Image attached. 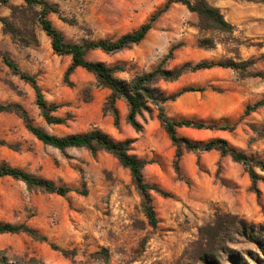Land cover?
<instances>
[{
  "label": "rangeland",
  "instance_id": "rangeland-1",
  "mask_svg": "<svg viewBox=\"0 0 264 264\" xmlns=\"http://www.w3.org/2000/svg\"><path fill=\"white\" fill-rule=\"evenodd\" d=\"M61 16L50 15L66 41L119 38L138 29L168 0H48ZM234 26L231 32L201 30L198 16L173 3L140 43L119 52L94 49L90 61L124 65L117 73L131 80L161 63L174 68L185 62H247L244 73L232 68L188 72L157 86L167 96L187 91L164 104L168 116L234 129L182 127L193 142L222 138L237 150L264 160V106L246 114L249 104L264 99V0H208ZM24 0L0 6V163L66 185V195L30 187L12 176H0V221L25 224L26 232L0 233V264H264V171L256 167L258 193L247 167L219 150L187 151L176 171L177 148L158 118V106L138 116L142 130L128 122L129 106L118 99L120 123L105 111L111 89L96 75L78 67L69 79V54H59L41 26L28 21L36 41L26 44L7 33L2 18ZM31 15V14H30ZM65 17L68 21L62 19ZM209 38L213 48L203 47ZM173 50L174 58L165 61ZM34 75L46 100L57 106L49 123L32 84L4 60ZM51 134L66 136L94 128L116 140L133 139L132 154L146 161L144 179L154 189L152 205L158 223L145 213L131 172L112 154L86 148L61 150L39 140L19 111ZM261 244L252 239L255 231ZM45 237L46 239H43Z\"/></svg>",
  "mask_w": 264,
  "mask_h": 264
},
{
  "label": "trees",
  "instance_id": "trees-1",
  "mask_svg": "<svg viewBox=\"0 0 264 264\" xmlns=\"http://www.w3.org/2000/svg\"><path fill=\"white\" fill-rule=\"evenodd\" d=\"M10 0H0L1 5H7ZM25 4L21 6H14L12 8V17H3L2 23L7 33L20 41L31 44L36 41V34L33 29H30L28 21H33L41 26L42 30L51 38L52 46L55 52L59 54H69L72 57V65L69 68L66 79L78 67L87 69L94 73L102 86L111 89V95L108 97L105 111L111 113L115 118V124L119 125L120 116L116 102L118 99H124L129 106L128 122L137 130H142V125L138 121V116L143 115L145 110H151L149 104L152 103L158 106V118L163 124L165 130L173 144L176 146V171L181 175L180 160L187 151H210L219 150L222 155H230L233 160L243 163L252 178L254 187L258 193L257 183L260 180V175L256 171L259 167L264 171V160L258 159L252 155L237 150L231 146L229 142L222 138L211 139L206 142H193L190 139L182 137L178 133V129L182 127L194 128H219V129H234L235 125L229 123L217 125L208 124L195 119L182 118L176 119L168 116L164 104L170 99L174 100L187 91L205 90V88H183L177 93L167 96L161 89L158 88V82L175 81L182 75L188 72H195L198 70L211 69L213 67H229L238 72L244 73L247 68V62L236 61H208L202 60L197 63L185 62L182 65L174 68H168L161 63L156 69L149 72H142L135 74L131 80L121 79L117 73L126 71L124 65L117 64L109 66L101 61H90L86 58V54L94 49H101L107 53L119 52L130 46L140 44L149 32L154 28L156 21L173 3H181L186 5L188 9L196 13L198 16V26L201 30H215L220 32H231L234 26L225 18L223 12L219 7L212 5L208 0H168L164 8L156 11L151 18L142 24L138 29L122 35L119 38H104V39H86L80 43H72L66 41L63 33L54 25L50 19L52 13L61 16V10L56 3L48 0H24ZM31 14V15H30ZM65 21L67 18L62 17ZM203 47L213 48L214 43L209 38L202 40ZM174 58L173 50L165 57V61ZM5 62L23 79L30 82L36 91L37 104L42 110L45 119L49 123H59L61 120L55 117L52 112L56 110L55 104L49 103L38 83L36 76L26 72H22L18 64L4 56ZM264 106V99L249 104L246 109V114L257 110ZM1 109H8L6 106H0ZM22 115L27 128L45 144L52 145L56 148L64 150L66 148L78 147L86 148L93 154L99 151H106L116 157L121 164L128 168L131 172L133 183L143 198V206L149 222L156 226L158 219L156 210L152 205L151 191L153 186L144 179V167L146 161L135 154H132L133 139L116 140L107 132L99 128H94L88 132L69 134L66 136H57L49 133L40 126L33 123L25 110L19 111ZM0 176H12L20 179L28 184L30 187H36L47 192H53L60 195H66L71 189L66 185H59L53 181L39 178L29 174L24 169L13 167L6 163H0ZM26 232L30 235L38 237L37 232L25 224H13L10 222L0 221V233H19ZM261 230L255 231L252 234V239L262 245L259 234ZM43 239H46L43 237ZM264 251V247L262 246Z\"/></svg>",
  "mask_w": 264,
  "mask_h": 264
}]
</instances>
